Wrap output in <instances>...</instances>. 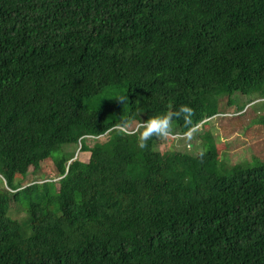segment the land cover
Wrapping results in <instances>:
<instances>
[{
    "label": "trees",
    "instance_id": "1",
    "mask_svg": "<svg viewBox=\"0 0 264 264\" xmlns=\"http://www.w3.org/2000/svg\"><path fill=\"white\" fill-rule=\"evenodd\" d=\"M235 92L264 96V0H0V264H264V160L227 168L209 131L138 146L181 104L191 141Z\"/></svg>",
    "mask_w": 264,
    "mask_h": 264
},
{
    "label": "rangeland",
    "instance_id": "2",
    "mask_svg": "<svg viewBox=\"0 0 264 264\" xmlns=\"http://www.w3.org/2000/svg\"><path fill=\"white\" fill-rule=\"evenodd\" d=\"M120 95H124V92L118 88L112 96L102 93L87 99L86 104H98L114 99L124 107V102L119 99ZM243 103L244 109L240 110L238 105ZM220 111V114L214 115L200 125L201 132L194 135L191 141L186 138L187 136L177 133L172 135L173 139L160 138L156 148L162 151L178 148L197 153L205 144V139L201 135L204 131H209L214 138V144L218 146L221 162H224L227 168L236 163L255 161V157L264 160V122L260 121L264 118V96L259 93H254L252 96L235 92L231 97L225 94L220 98ZM65 150L85 161L89 159L90 152H82L80 144L67 145ZM56 176L54 162L47 159L43 161L38 172H34L33 167L30 168L25 183L33 179L42 180ZM12 214L20 217L24 229L28 227L29 215L25 210L14 207Z\"/></svg>",
    "mask_w": 264,
    "mask_h": 264
},
{
    "label": "clouds",
    "instance_id": "3",
    "mask_svg": "<svg viewBox=\"0 0 264 264\" xmlns=\"http://www.w3.org/2000/svg\"><path fill=\"white\" fill-rule=\"evenodd\" d=\"M119 99L122 102L127 101V96L120 95ZM194 113V108L189 104H181L178 108L174 110H169L165 113H160L150 116L148 119L143 120L139 125L137 131L139 132L138 146L141 149H147L149 147L148 141L152 137L157 138H167L174 135L173 132V120L174 118H183L185 127L187 131L185 135H192V128L188 125L192 124V116ZM128 127V122L124 123V130L126 131Z\"/></svg>",
    "mask_w": 264,
    "mask_h": 264
},
{
    "label": "water",
    "instance_id": "4",
    "mask_svg": "<svg viewBox=\"0 0 264 264\" xmlns=\"http://www.w3.org/2000/svg\"><path fill=\"white\" fill-rule=\"evenodd\" d=\"M76 158V157H75Z\"/></svg>",
    "mask_w": 264,
    "mask_h": 264
}]
</instances>
